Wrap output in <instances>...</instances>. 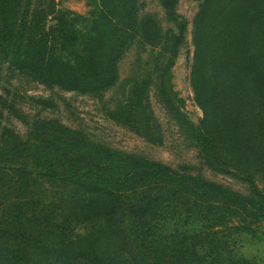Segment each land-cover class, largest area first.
<instances>
[{
  "label": "rangeland",
  "instance_id": "rangeland-1",
  "mask_svg": "<svg viewBox=\"0 0 264 264\" xmlns=\"http://www.w3.org/2000/svg\"><path fill=\"white\" fill-rule=\"evenodd\" d=\"M207 1L231 8L200 23ZM257 1L0 0V32L24 33L0 40V264H264V219L251 210L228 228L216 226L174 185L149 184L124 193L112 217L108 194L47 178L42 162L54 152L63 171L80 155L76 145L93 143L222 186L249 209L264 205V9L257 13ZM105 9L130 31L118 79L102 95L47 84L20 64L31 45L25 26L35 41H49L67 16L83 39ZM129 102L132 122L114 120L111 113Z\"/></svg>",
  "mask_w": 264,
  "mask_h": 264
},
{
  "label": "trees",
  "instance_id": "trees-1",
  "mask_svg": "<svg viewBox=\"0 0 264 264\" xmlns=\"http://www.w3.org/2000/svg\"><path fill=\"white\" fill-rule=\"evenodd\" d=\"M176 0H165L168 7L174 6ZM207 6V7H206ZM201 16L222 15L228 6L207 1ZM229 7L227 10H230ZM253 8L259 14L264 9V0L253 2ZM237 11L242 12V7ZM62 16V15H61ZM48 14L45 10L38 12V19L45 22ZM64 17V16H63ZM60 17L58 23L52 27V39L47 41L37 40L34 32L23 29L29 34L27 56L19 60L25 67H31L38 77L47 84L60 85L63 88L78 91L90 95H102L108 88L113 86L117 79V61L121 50L126 46L129 26L115 22L116 15L112 10H103L92 20L91 34L83 39H77L76 19ZM235 13L229 14L233 19ZM132 27V26H131ZM201 39L197 42V53L204 55L202 45L205 37L204 25L199 26ZM228 30V27L227 29ZM0 32V40L3 38L10 41L12 38L20 41L23 30ZM208 32V30H207ZM208 32L206 35L210 34ZM99 38V39H98ZM96 39V40H95ZM30 42V43H29ZM41 42V44H40ZM40 44V45H39ZM241 52V50H238ZM21 59V58H20ZM199 64L197 68H201ZM131 103L118 107L111 117L119 122L129 123L134 118ZM80 155L75 158L67 169L57 171L56 154L45 153L42 162L46 169L45 177L52 180H61L63 183L73 185L90 186L97 192H103L111 197L113 217L122 210L121 201L124 193L137 191L149 184L174 185L178 192L194 198V205H199L203 212L211 217L207 220L214 225L228 228L235 219L240 218L245 211L251 210L258 219H264V205H254L248 208V203L241 202L238 195L231 193L222 186L211 184L198 178L181 175L171 167L158 162L147 161L140 158L125 156L116 152L104 150L93 143H80L75 147ZM81 150V151H80ZM5 150L0 151V159L5 156ZM87 158H93L94 163L88 162ZM58 161V160H57ZM249 231V230H247ZM245 260L234 261V264H246Z\"/></svg>",
  "mask_w": 264,
  "mask_h": 264
}]
</instances>
